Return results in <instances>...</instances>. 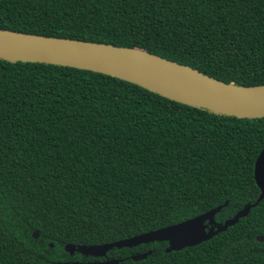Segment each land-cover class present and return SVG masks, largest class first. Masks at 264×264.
I'll return each mask as SVG.
<instances>
[{
	"label": "trees",
	"instance_id": "16d2710c",
	"mask_svg": "<svg viewBox=\"0 0 264 264\" xmlns=\"http://www.w3.org/2000/svg\"><path fill=\"white\" fill-rule=\"evenodd\" d=\"M0 29L142 49L227 83L264 84V0H0ZM263 146L264 116L215 114L91 70L0 59V264L101 261L64 245L117 241L227 201L215 216L223 222L258 197ZM257 237L264 199L195 246L106 255L264 264Z\"/></svg>",
	"mask_w": 264,
	"mask_h": 264
},
{
	"label": "water",
	"instance_id": "95a60500",
	"mask_svg": "<svg viewBox=\"0 0 264 264\" xmlns=\"http://www.w3.org/2000/svg\"><path fill=\"white\" fill-rule=\"evenodd\" d=\"M0 59L11 62L56 64L114 76L137 84L166 98L208 110L215 114L239 117L264 116V84L243 86L227 83L194 68L151 52L106 43L55 38L0 29ZM253 177L259 189L253 203H246L231 218L216 222L215 215L228 204L224 202L181 222L97 245L65 244L70 255L104 258L71 264H118L107 252L113 248H132L151 242H166V252L195 246L233 226L251 208L264 199V146L255 159ZM38 237V232H33ZM264 241V237H257ZM52 247L53 244L49 243ZM149 252L133 254L134 261Z\"/></svg>",
	"mask_w": 264,
	"mask_h": 264
},
{
	"label": "clouds",
	"instance_id": "9594fccd",
	"mask_svg": "<svg viewBox=\"0 0 264 264\" xmlns=\"http://www.w3.org/2000/svg\"><path fill=\"white\" fill-rule=\"evenodd\" d=\"M220 211H221V210H220ZM220 211H219V212H220ZM215 216H216V215H215ZM214 218H215V217H214ZM227 219H228V218H227ZM225 220H226V219H225ZM215 221H216V220H215ZM216 222H218V221H216Z\"/></svg>",
	"mask_w": 264,
	"mask_h": 264
},
{
	"label": "flooded vegetation",
	"instance_id": "af4514ba",
	"mask_svg": "<svg viewBox=\"0 0 264 264\" xmlns=\"http://www.w3.org/2000/svg\"><path fill=\"white\" fill-rule=\"evenodd\" d=\"M244 206V205H243Z\"/></svg>",
	"mask_w": 264,
	"mask_h": 264
}]
</instances>
